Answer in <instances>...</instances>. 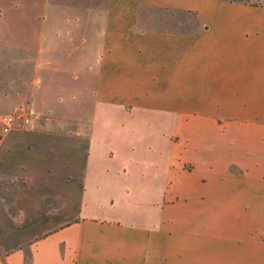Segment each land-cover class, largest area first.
Returning <instances> with one entry per match:
<instances>
[{
  "label": "crops",
  "instance_id": "0c3cea01",
  "mask_svg": "<svg viewBox=\"0 0 264 264\" xmlns=\"http://www.w3.org/2000/svg\"><path fill=\"white\" fill-rule=\"evenodd\" d=\"M0 48V109L30 115L0 139V264H264V3L0 0ZM94 110L169 132L136 153Z\"/></svg>",
  "mask_w": 264,
  "mask_h": 264
},
{
  "label": "rangeland",
  "instance_id": "374dc122",
  "mask_svg": "<svg viewBox=\"0 0 264 264\" xmlns=\"http://www.w3.org/2000/svg\"><path fill=\"white\" fill-rule=\"evenodd\" d=\"M249 2H254V3H264V0H246ZM142 15L144 16L145 20L148 19V22H144L145 25H148L150 27H173L174 23H172L171 18L173 16H170L166 10H158L157 8L152 9V8H143L142 9ZM166 12V13H165ZM148 15V18H147ZM146 16V17H145ZM95 18H93L94 20ZM93 25L95 26L96 23L93 21ZM175 26V25H174ZM176 27V26H175ZM15 32L14 34L17 36L19 35L18 32ZM10 59V51L5 50V48H0V78L4 76H8L11 74L10 70L6 68V61ZM15 68H19L18 65L14 66ZM5 92L2 90L0 92L1 95H3ZM11 98V96H9ZM5 102V101H4ZM6 104L0 101V108L5 106ZM3 113H12L15 115H20V114H28L25 110L19 108V109H0V114ZM29 115V114H28ZM30 116V115H29ZM92 121L95 123V128L96 131H100L103 126H105L106 132L104 135L108 137H117V136H126V138L131 137V141L128 145H126V148H129L133 146L135 149L136 153H146V148L147 146L143 143L140 142L139 137L141 136L142 138H160L165 136L168 132L169 129L166 128L165 123H164V118L162 115H157V114H145L142 112H134L130 115H124L116 111L109 110L106 113L100 114V112H93L92 114ZM149 121L151 123V126H141L137 128L136 123L138 122H145ZM139 133V135L136 134ZM135 133V134H133ZM3 135H0V139L2 138ZM129 154V153H126ZM145 159H143V165L144 169L149 170L151 162L149 161V158H147V154H144ZM126 163H130L129 161H126ZM120 177V176H119ZM112 180V179H111ZM113 181V180H112ZM2 182H5V179H2ZM9 183H12V180L9 178L8 179ZM110 184H113L111 182ZM109 187V186H108ZM110 188L111 185H110ZM99 192L93 188L91 192H87L86 196L88 198H91L93 200L94 205H97L99 207L97 208H103V210L106 211H114V210H123L129 213L134 212L137 210L136 204L134 199H136V194H130L125 191L122 192ZM113 200V202L111 201ZM89 205V203H88ZM87 205V206H88ZM86 206V205H85ZM85 206H82V213H86L87 210ZM68 210V209H67ZM64 211V208L62 209ZM93 211V210H90ZM98 211H101L98 209Z\"/></svg>",
  "mask_w": 264,
  "mask_h": 264
},
{
  "label": "built area",
  "instance_id": "2783aa9c",
  "mask_svg": "<svg viewBox=\"0 0 264 264\" xmlns=\"http://www.w3.org/2000/svg\"><path fill=\"white\" fill-rule=\"evenodd\" d=\"M30 121V116L26 113L15 115L12 113L0 114V135H5L12 130L26 126Z\"/></svg>",
  "mask_w": 264,
  "mask_h": 264
}]
</instances>
